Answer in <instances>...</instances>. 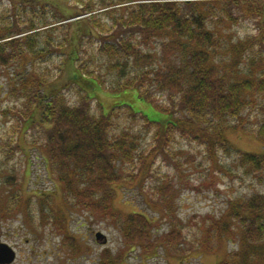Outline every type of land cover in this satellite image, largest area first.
<instances>
[{
	"label": "rangeland",
	"instance_id": "1",
	"mask_svg": "<svg viewBox=\"0 0 264 264\" xmlns=\"http://www.w3.org/2000/svg\"><path fill=\"white\" fill-rule=\"evenodd\" d=\"M198 1L215 6L211 14L215 20L209 24L221 36L223 47L215 58L227 76L232 80L264 77V38L259 36L264 23V0H235L230 5V17L229 6L222 5L226 0ZM32 3L33 6H25L19 0H0V28L12 25L16 17L52 23L57 8L76 4L75 0ZM257 6L262 7V12H257ZM100 17L107 19L104 14ZM69 33L72 27L65 24L43 31L41 47H47L45 40L51 35V42L57 46L54 51L43 53L36 65L19 60L0 71V211L6 209L0 212V242L15 248L17 256L11 264H103L107 249L111 251L107 262L121 256V264H264V237L257 242L245 240L243 227L228 215L231 203L256 193L264 195V173L239 162L243 150L264 151L257 135L262 118L258 107L264 101V93H252V102L242 114L229 117V151L217 147L211 153L199 140L176 132L166 150L148 158L156 142L155 129L165 126L148 127L143 117H134L127 107L116 106L130 105L155 120L164 118L166 113L141 98L137 88L112 91L118 85V74L96 57L87 71L101 74L104 83L93 79L83 82L93 96L92 110L99 114L115 108L119 125L140 134L139 154L144 153V158L120 165L122 180L114 185L110 207L114 216L95 212L66 200L63 182L49 160H45L46 134L39 123L40 108L35 106L29 113L26 97L16 89L21 87L22 73L34 70L48 78L47 89L63 88L71 102L78 101L81 85L71 83L69 74L75 68L73 61L65 58L72 46H60L67 43L65 37ZM96 42L85 38L84 46L90 51L99 45ZM158 49L156 42L151 50ZM153 91L154 87H150ZM155 94L159 103L167 104V95ZM145 167L148 171L141 172ZM18 195L21 202L15 205ZM135 211L143 212L154 222L150 241L143 245L128 244L124 235V219ZM99 231L108 238L104 244L96 240Z\"/></svg>",
	"mask_w": 264,
	"mask_h": 264
},
{
	"label": "trees",
	"instance_id": "2",
	"mask_svg": "<svg viewBox=\"0 0 264 264\" xmlns=\"http://www.w3.org/2000/svg\"><path fill=\"white\" fill-rule=\"evenodd\" d=\"M234 1L222 3L229 6L228 17ZM75 2L76 7L57 8L52 23L22 21L16 17L12 25L1 26L0 71L19 60L36 65V59L42 58L43 53L57 48L51 42V35L45 40L47 47H41L43 31H52L64 24L72 27V33L65 37L67 43H60V46H72L65 58L73 61L75 68L69 74L71 83L81 85L78 101L71 102L63 88L47 89L48 78L34 70L22 73L21 87L16 89L26 97L29 113L35 106L40 108L39 123L46 134L45 160H49L63 182L66 200L114 216L110 207L115 195L114 185L122 180L120 165L135 163L137 158L142 160L144 153L139 154L140 134L133 128L119 125L115 108L99 114L93 112V96L83 82L93 79L102 85L104 80L101 74L87 71L90 62L100 57L107 68L116 70L118 85L112 91L137 88L141 98L152 101L166 113L164 118L155 120L130 105L116 106L127 107L134 117H143L148 127L165 126L162 130L155 129L156 142L148 158L166 150L176 132L199 140L211 153L213 150L215 153L217 147L229 151L228 128L231 125L228 119L242 114L252 102V93H264V77L232 80L219 65L215 53L223 47L221 36L209 24L211 19L215 20L211 18L215 11L213 4L198 0ZM124 3L127 4L120 5ZM13 4L17 9L18 5ZM19 4L33 6L32 0H19ZM257 9L262 12L261 6ZM85 13L91 14L62 23ZM102 14L107 19L103 20ZM261 26L259 36L263 39L264 23ZM23 32L26 34L16 36ZM85 38L96 39L99 45L89 51L84 46ZM156 42L159 49L152 51ZM150 87H154L153 92ZM155 92L167 95V104L159 103ZM258 109L262 118L257 135L264 148V101ZM239 162L264 173V151L243 150ZM142 170L148 171L146 167ZM20 198L18 195L13 204H19ZM6 201L14 206L11 200ZM228 215L235 217L243 227L245 240L257 242L264 237L262 193L231 203ZM153 223L143 212L129 213L123 222L127 243L143 245L149 242ZM110 253L109 249L105 250L103 264H121V256L107 262Z\"/></svg>",
	"mask_w": 264,
	"mask_h": 264
},
{
	"label": "water",
	"instance_id": "3",
	"mask_svg": "<svg viewBox=\"0 0 264 264\" xmlns=\"http://www.w3.org/2000/svg\"><path fill=\"white\" fill-rule=\"evenodd\" d=\"M96 239L99 243H106L107 236L99 231L96 233ZM16 250L6 242H0V264H10L16 258Z\"/></svg>",
	"mask_w": 264,
	"mask_h": 264
}]
</instances>
